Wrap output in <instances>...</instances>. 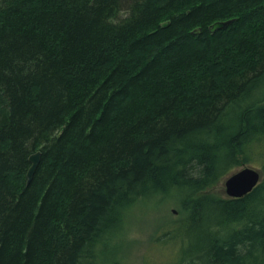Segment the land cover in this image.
Wrapping results in <instances>:
<instances>
[{"label": "trees", "instance_id": "obj_1", "mask_svg": "<svg viewBox=\"0 0 264 264\" xmlns=\"http://www.w3.org/2000/svg\"><path fill=\"white\" fill-rule=\"evenodd\" d=\"M254 154L264 0H0V264H121L130 210L169 197L176 264H264V159L212 191Z\"/></svg>", "mask_w": 264, "mask_h": 264}, {"label": "rangeland", "instance_id": "obj_2", "mask_svg": "<svg viewBox=\"0 0 264 264\" xmlns=\"http://www.w3.org/2000/svg\"><path fill=\"white\" fill-rule=\"evenodd\" d=\"M251 164L261 172L263 156L254 154ZM235 169L234 171L240 169ZM233 171V172H234ZM228 177V176H227ZM226 177V178H227ZM225 178V179H226ZM223 179L212 189L217 196L227 197ZM179 199H152L141 201L133 206L127 218V227L124 234L126 248L121 249V264H176L180 254L185 249V239L169 241L161 232L163 226L175 222L181 215L182 209L177 204ZM173 210L175 212H173ZM178 230V229H177Z\"/></svg>", "mask_w": 264, "mask_h": 264}, {"label": "water", "instance_id": "obj_3", "mask_svg": "<svg viewBox=\"0 0 264 264\" xmlns=\"http://www.w3.org/2000/svg\"><path fill=\"white\" fill-rule=\"evenodd\" d=\"M232 21H218L209 28L210 33L225 28ZM168 23L162 24L166 27ZM200 29H196L193 33H199ZM40 160V152H36L29 157L31 166L27 171V184L31 181L33 174ZM261 172L250 166H243L231 173L224 181L225 193L229 198H241L250 193L260 182ZM173 212H175L173 210Z\"/></svg>", "mask_w": 264, "mask_h": 264}]
</instances>
